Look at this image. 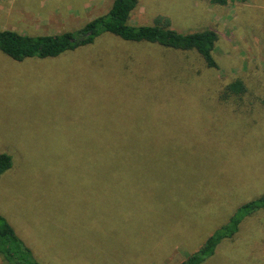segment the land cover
<instances>
[{"label":"rangeland","instance_id":"obj_1","mask_svg":"<svg viewBox=\"0 0 264 264\" xmlns=\"http://www.w3.org/2000/svg\"><path fill=\"white\" fill-rule=\"evenodd\" d=\"M113 1L0 0V29L75 31L108 13ZM158 17L183 34L215 30L219 70L192 79L186 68L203 69L198 55L180 59L169 49L110 37L56 59L19 63L0 53V153L16 161L0 182V214L40 264H178L239 205L264 194V112L245 117L255 123L249 129L256 138L230 160L226 147L222 167L214 157L219 140L247 125L210 96L212 78L241 77L257 93L251 102L264 99V0L244 6L137 0L129 21L153 25ZM128 53L142 74H157L155 82L182 74L187 87L171 98L175 106L158 104L162 90L176 84L151 88L121 70ZM137 131L147 132L142 140L131 139ZM111 143L121 149L135 143L132 161L86 149ZM263 220L247 222L212 264H264Z\"/></svg>","mask_w":264,"mask_h":264},{"label":"trees","instance_id":"obj_2","mask_svg":"<svg viewBox=\"0 0 264 264\" xmlns=\"http://www.w3.org/2000/svg\"><path fill=\"white\" fill-rule=\"evenodd\" d=\"M210 5L216 6H244L251 0H204ZM137 6V0H114L108 13L99 16L81 29L69 32H63L53 35H23L11 30L0 29V53L8 59L15 62H23L28 59H56L67 53L80 49H87L96 46L97 43L103 42L108 37L120 44L127 45H149L174 51L181 55L180 59L189 53L198 55L201 59L203 69L196 68L192 65L187 67L191 71L192 79H199L210 72V75L219 70V66L213 57L215 46L219 40L218 34L213 29H206L200 32L183 34L171 28L170 21L166 18L158 17L153 25H132L130 24V15ZM255 40H258V34L254 33ZM133 54L128 53L121 59L122 71L131 72L135 75L136 80L142 82L151 88L164 84L168 86L171 82L176 84L173 87L162 90L164 100L159 102L158 107L175 106L174 99L183 94L187 85L182 80V74L171 75L166 79H160L157 82L152 77L157 75L142 74L134 65ZM181 61V60H180ZM168 62V61H167ZM178 62L170 63L174 66ZM193 64V63H192ZM195 65V64H193ZM172 66V67H173ZM174 70H172L173 72ZM171 72V73H172ZM154 80H157L155 78ZM214 81L213 91L210 96L214 99V106L223 111L231 110L233 115H241L247 127L237 136L228 132V135L222 136L218 142L219 158L214 156L218 163L223 167L227 161L222 160V153L226 147L231 152L228 160L233 158L235 150L242 153L247 150V145L255 140L254 129L251 128L255 123L245 119L246 116L253 114H263L264 99H258L260 105L251 102L248 96L257 98V93L250 90L246 82L241 77H235L228 81L226 79L212 78ZM172 86V85H171ZM195 89V87H193ZM206 91H211L207 86ZM153 108H157L156 104ZM136 110H140L136 108ZM224 131L223 129L218 130ZM147 132L137 131L131 139H143ZM116 134V131L113 132ZM221 136V135H218ZM263 138V137H259ZM130 139V140H131ZM236 140V143H235ZM214 141V140H213ZM137 143V142H135ZM131 144L124 149L119 148L116 143L103 144L98 148H86L88 153L97 152L98 156L113 158L119 156L123 162L132 161L131 152L136 144ZM249 154V153H248ZM247 155V154H246ZM12 156V157H11ZM209 156H206L207 158ZM22 160L18 156V161ZM15 157L8 153H0V182L14 169ZM23 161V160H22ZM207 163V162H206ZM127 168L128 171L134 170V164ZM121 167V165H118ZM119 169H117L118 171ZM216 180L211 179L207 184L212 186ZM264 215V194L257 196L248 202L239 205L228 218L215 231H213L200 246L192 253L184 252L183 259L178 264H212L215 259L221 257V250L233 243L242 232L244 225L255 217ZM261 226H264V220ZM264 228L259 233H263ZM28 245V244H27ZM15 229L0 214V259L3 264H40L36 259L32 249L27 246ZM225 253V252H224ZM222 254V256L224 255ZM227 256L225 255L224 258ZM230 260V259H229Z\"/></svg>","mask_w":264,"mask_h":264}]
</instances>
